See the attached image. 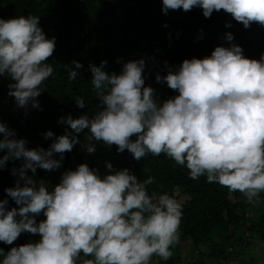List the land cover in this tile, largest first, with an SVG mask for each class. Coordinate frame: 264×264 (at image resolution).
<instances>
[{
  "label": "clouds",
  "instance_id": "obj_1",
  "mask_svg": "<svg viewBox=\"0 0 264 264\" xmlns=\"http://www.w3.org/2000/svg\"><path fill=\"white\" fill-rule=\"evenodd\" d=\"M200 7L209 18L223 10L248 28L264 26V0H162V11H190ZM230 27V25H226ZM227 41L234 37L226 34ZM55 37L48 39L39 26V17L28 15L0 18V76H8L9 96L17 106L39 108L42 85L54 72L47 61L55 50ZM90 65L91 84L100 108L91 117L68 116L74 133L89 129L91 141L116 145L135 160L161 154L186 167L189 177L206 176L229 192L241 193L249 204L259 203L264 193V55L259 60L243 55L236 44L217 46L209 57L185 59L178 69L169 67L158 83L179 94L162 104L155 90L145 87L143 59L123 64L120 73ZM75 69L83 65L73 61ZM76 70H69L74 81ZM79 108L82 96L75 97ZM73 132L54 137L45 150L29 149L24 138L0 122V169L8 161L23 160L14 188L6 189L17 206L8 210L0 200V242L12 245L21 233L24 245L6 254L0 249V264H151L154 256L167 261L180 242L183 217L181 204L168 193H148L153 176L141 181L129 169L114 170L103 177L86 163L67 170L54 190L49 191L33 177L37 168L53 171L61 167L66 152L79 142ZM132 137H136L135 140ZM58 154L60 159H55ZM13 174L17 169L12 170ZM43 213L45 219L37 223ZM19 217V219H17ZM41 237L34 241V235ZM84 259L81 261V257ZM88 257H91L90 259Z\"/></svg>",
  "mask_w": 264,
  "mask_h": 264
},
{
  "label": "trees",
  "instance_id": "obj_2",
  "mask_svg": "<svg viewBox=\"0 0 264 264\" xmlns=\"http://www.w3.org/2000/svg\"><path fill=\"white\" fill-rule=\"evenodd\" d=\"M21 15L38 16L46 38L55 37L56 45L53 56L47 61L54 72L42 85L44 90L37 98L39 108L31 104L27 108L17 106L15 98L8 94V85L14 81L0 76V122L15 130L16 138H24L29 149L42 147L47 150L53 142L52 138L45 139L48 131L54 137L66 131L73 132L62 122L68 116L73 119L82 115L91 117L99 110L100 102L91 84L90 65L100 66L106 61L104 71L120 73L124 63L143 59L145 87L155 90L159 102L179 93L170 89L166 82L158 83L156 76H166L169 67L178 69L185 59H203L217 46L230 47L231 44L239 45L246 58L259 60L264 55V26L252 23L245 28L223 10L214 11L206 18L200 7L190 11L169 10L165 14L162 0H0V18ZM228 33L234 37L231 42L226 39ZM73 61L83 67L75 69ZM69 70L78 72L74 81L68 80ZM78 96L84 98V108L76 105L74 98ZM73 134L79 142L71 152L64 154L60 168L53 171L37 168L34 176L31 170L27 171L38 186L43 182L49 191L54 190L65 171L76 170L82 163L103 177L110 174L107 164L111 163L114 170L127 168L141 181L153 176L155 182L148 186L149 195L156 192L157 195L168 193L175 199L186 198L181 204L180 242L172 249L173 256L169 260L162 261L154 256L155 264H205L206 258L216 264L221 260L229 261L233 255L229 249L244 251L253 239L264 245V211L250 217L247 211H252L256 203H247L241 193L208 183L206 176L190 179L186 167L176 165L164 154L158 157L149 154L137 161L127 150L120 153L116 145L108 146L102 141H91L95 151L89 153L86 137L91 135L90 130ZM4 154L0 152V156ZM54 158L60 159L58 154H54ZM23 163L22 159L10 160L0 169V200L8 201V210L19 207L8 197L6 189L14 188L18 180L23 186L18 172ZM14 168L16 174L12 172ZM260 198L264 199V193ZM44 219L41 213L37 223ZM30 234L21 233L12 245L0 242V249L6 254L12 247L24 245L23 237ZM40 238L39 234L34 235L33 242ZM83 259L82 256L81 261Z\"/></svg>",
  "mask_w": 264,
  "mask_h": 264
},
{
  "label": "rangeland",
  "instance_id": "obj_3",
  "mask_svg": "<svg viewBox=\"0 0 264 264\" xmlns=\"http://www.w3.org/2000/svg\"><path fill=\"white\" fill-rule=\"evenodd\" d=\"M164 102V100H160L158 103L162 104ZM178 194V192H176V195ZM186 200L185 197L181 196L179 199H177V201L180 204H183L184 201ZM255 205L257 206V209L255 210ZM253 207V210H248L247 212L249 214L250 217H252L254 214H257V216L261 215L262 213H260V211H264V199L260 198L259 199V203H256ZM264 213V212H263ZM39 218L36 217V220ZM17 219H19V217H17ZM27 240L30 241L29 237H26ZM242 249L239 248H231L228 250V252H231L233 255L230 257L229 261H222L220 258V262H216V264H264V245L263 243H260L259 241L253 239L249 242V246L248 248L244 249V251H241ZM241 251V252H240ZM246 251H248L246 253ZM246 253V254H245ZM241 255V256H238ZM184 257L187 258V255L184 252ZM243 260V262H242ZM157 260H152L151 264H155ZM204 263H208V264H212L210 262V260L208 258H206L204 260ZM214 264V263H213Z\"/></svg>",
  "mask_w": 264,
  "mask_h": 264
}]
</instances>
